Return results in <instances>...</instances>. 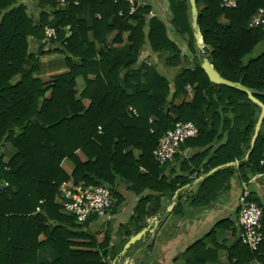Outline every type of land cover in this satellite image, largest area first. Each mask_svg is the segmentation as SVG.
<instances>
[{
  "label": "trees",
  "instance_id": "obj_1",
  "mask_svg": "<svg viewBox=\"0 0 264 264\" xmlns=\"http://www.w3.org/2000/svg\"><path fill=\"white\" fill-rule=\"evenodd\" d=\"M75 1L60 6L53 0H0V264H122L148 233H156L150 222H163L168 210L162 200H171L193 179L206 176L188 199L190 207H201L231 179L235 162L243 182L246 170L264 171V117L251 153L242 158L261 108L243 92L210 83L201 68L206 60L221 79L257 92L253 98L264 107V25L248 28L264 0H236L232 9H221V0H194L198 43L188 0H165L169 28L181 45L169 38L162 21L148 19L151 10L143 0L131 15L124 0ZM45 27L55 31L50 43L57 49L50 52L63 56L66 72L38 79L44 53L40 47L29 55L28 40L45 42ZM110 34L113 44L123 46H108ZM164 69L176 71L169 78ZM186 87L190 101L176 104L187 96ZM179 122L197 129L196 138L179 146L193 153L188 159L175 154L181 174L166 177L170 161L158 165L152 151ZM223 135L225 142L213 149ZM5 145L12 154L3 163ZM64 160L72 164L69 174L61 167ZM69 180L106 185L114 206L119 182L140 196L120 232L124 238L110 249L108 238L93 251L71 249L70 240L86 234L54 201L59 185ZM144 224L143 235L122 252ZM260 224L257 251L238 241L228 250L229 264H264V211ZM202 252L209 253L201 241L193 243L183 264H204Z\"/></svg>",
  "mask_w": 264,
  "mask_h": 264
},
{
  "label": "crops",
  "instance_id": "obj_2",
  "mask_svg": "<svg viewBox=\"0 0 264 264\" xmlns=\"http://www.w3.org/2000/svg\"><path fill=\"white\" fill-rule=\"evenodd\" d=\"M142 2L151 10L148 19L155 17L162 21L168 27L169 38L176 44L181 45L182 39L180 35L169 28V11L166 1L143 0ZM113 36V34L107 36L106 44L112 48L122 47L123 44H113L111 42ZM40 47H42L41 51L44 54L39 57L40 68L39 72L34 75L35 78L48 79L53 75L66 72L62 64L63 56L59 53L50 52L57 49L53 44L47 45L44 42L37 43L32 39L28 40L29 55L39 53ZM153 59L156 63V59ZM186 64L189 67L191 66L190 62ZM175 71L164 69L166 76L169 78L172 77ZM78 80L81 81V79H77V87H79ZM82 85L83 83H81L79 90ZM191 97L192 95L188 94L187 96H180L175 103L189 102ZM225 140L226 135H223L222 139L213 145V149L223 144ZM242 149V158L246 160L252 151L251 141L248 149L244 146ZM2 152L4 153L3 163H6L8 156L12 154V150L8 145H5ZM177 153L182 158L188 159L193 150L183 148L178 150ZM76 155L80 160H85L80 152H77ZM134 156L137 157L136 152ZM207 160L208 157L205 158L203 163H206ZM179 164L177 160H171L170 164L166 166L164 175L166 177L176 176L179 173ZM237 165L238 163L235 162V164L230 166L235 171L231 179L215 194L214 199L204 206L190 207L188 201L189 197L198 189L199 182L206 177L204 175L199 176L196 180L193 179L189 185L178 190L176 196L172 197L171 200H162L163 207L167 209L171 207L170 210L167 211L160 226L152 224V221L150 222L149 226L152 225L151 230L155 229L156 233H148L149 235L144 237L142 243L135 247V254H143V259H141L143 264H183L188 257L187 250L197 241H201L204 250L209 251L205 256L203 252L201 253L204 258V264H229L228 250H231L238 243V197L243 183H249L253 201L259 206L261 211H264V171L254 174L252 171L246 170V181L243 182L240 180L239 174L236 173ZM61 167L67 174L72 170V164L68 160H64ZM115 191L120 200L116 206L113 205L108 220L90 217L85 223L80 225L74 222L75 226L82 228V232L86 235L81 239H71V249L93 251L103 243L105 238L109 239L110 249L112 244L116 243L118 239L124 238L123 236L119 237L120 232L126 228L125 224L132 215L140 196L129 191L123 182L116 184ZM143 195L148 194L143 193ZM177 201L180 203L181 208L179 215L173 213L177 209ZM144 246L147 247L146 252L142 253L141 250H143ZM89 247L93 248L89 249ZM106 261L109 262L108 257H106ZM235 262L236 259L234 258L231 263ZM122 264L132 263L125 258Z\"/></svg>",
  "mask_w": 264,
  "mask_h": 264
},
{
  "label": "built area",
  "instance_id": "obj_3",
  "mask_svg": "<svg viewBox=\"0 0 264 264\" xmlns=\"http://www.w3.org/2000/svg\"><path fill=\"white\" fill-rule=\"evenodd\" d=\"M53 1L60 6H66L71 2L73 5L77 4L75 0ZM124 2L128 4L129 15L135 13L141 5V0H124ZM235 5L236 0H221L219 7L221 9H232ZM260 25H264V8L258 9L251 17L248 22V28H256ZM44 33V43L47 45L56 38L55 31L49 27L44 28ZM185 90L188 95H191L192 91L189 87H186ZM129 110L131 111L130 108ZM196 136L197 129L193 124L189 122L176 123L172 130L165 132L156 148L152 151L153 159L158 165H165L172 160L182 143L189 139H194ZM259 166L264 167V152L259 160ZM54 201L62 213L71 216L75 223L80 225L85 223L90 217L108 220L116 199L112 197L105 186H93L84 182L73 183L69 180L59 185ZM36 211L38 212L39 210L36 209ZM260 219L261 209L251 197L249 183H243L238 197V241L251 252L257 251L262 241Z\"/></svg>",
  "mask_w": 264,
  "mask_h": 264
},
{
  "label": "water",
  "instance_id": "obj_4",
  "mask_svg": "<svg viewBox=\"0 0 264 264\" xmlns=\"http://www.w3.org/2000/svg\"><path fill=\"white\" fill-rule=\"evenodd\" d=\"M188 2H189V5H190L191 16H192V26H193V30H194V39H195L196 43H198L199 42V35H198V32H197V28H196V19H197L198 12H197V9L195 7L194 0H188ZM69 36H70V34L68 33L66 37H69ZM201 68H202L203 72L205 73V75L208 78L210 83L215 84V85H219V86H225V87H229V88H234V89H236V90H238L240 92H243V93H245L247 95V98L250 101L256 103L261 108L260 115H259L257 123L255 125L254 135H253V137L251 139V150H252L253 144H254L255 139L257 137V133L259 131L260 123H261V121H262V119L264 117V107L262 106L261 103H259L256 99L253 98V95L258 94V93L255 92V91H252V90H250L248 88H245V87H243V86H241L239 84L230 83V82H227V81L221 79L216 74V72L213 70V68L208 64V62L206 60L202 61ZM0 185H2L1 181H0ZM105 187H107V186L105 185ZM170 208L171 207H169L167 210H170ZM145 228H146V224H144V229L139 234H137L134 237H132L129 240V242L127 244H125V246L123 247V251L122 252H124L131 244L135 243L143 235V233L145 231ZM141 259H143V254L136 253V254H134L132 256V259H130V261L141 260Z\"/></svg>",
  "mask_w": 264,
  "mask_h": 264
},
{
  "label": "rangeland",
  "instance_id": "obj_5",
  "mask_svg": "<svg viewBox=\"0 0 264 264\" xmlns=\"http://www.w3.org/2000/svg\"><path fill=\"white\" fill-rule=\"evenodd\" d=\"M29 12L32 14V13H34V15L36 16L37 15V12L34 10V9H32L31 7H29ZM257 12V11H256ZM255 12V13H256ZM77 81V80H76ZM79 82V87H80V85H81V83H82V80L80 81V80H78ZM79 87H78V90H79ZM191 95H192V93H191ZM7 153V152H6ZM10 156V155H9ZM8 156V157H9Z\"/></svg>",
  "mask_w": 264,
  "mask_h": 264
}]
</instances>
